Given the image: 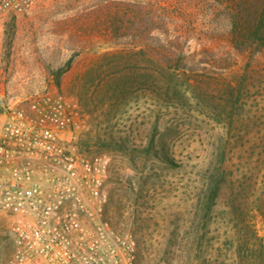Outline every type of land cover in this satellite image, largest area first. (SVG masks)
Returning a JSON list of instances; mask_svg holds the SVG:
<instances>
[{"label":"rangeland","instance_id":"1","mask_svg":"<svg viewBox=\"0 0 264 264\" xmlns=\"http://www.w3.org/2000/svg\"><path fill=\"white\" fill-rule=\"evenodd\" d=\"M256 12L264 0H37L27 14L2 16L0 105L41 88L61 91L82 115L69 137L74 151L106 162L93 186L43 161L35 198L60 200V214L73 215L90 237L107 230L133 241L131 264H180L203 175L220 166L226 179L207 257L238 261L222 244L234 236L232 200L244 187L246 217L264 198V47L236 33ZM169 74L178 75L180 92L165 93ZM13 210L0 213V261L13 251ZM254 223L264 238V218Z\"/></svg>","mask_w":264,"mask_h":264},{"label":"built area","instance_id":"2","mask_svg":"<svg viewBox=\"0 0 264 264\" xmlns=\"http://www.w3.org/2000/svg\"><path fill=\"white\" fill-rule=\"evenodd\" d=\"M36 1L0 0V18L27 14ZM1 107L5 120L0 126V164L9 163L12 168L10 181L0 184V213L28 207L33 217L12 224L13 251L0 264H121L118 248L127 253L130 263L133 241L114 238L107 230L97 238L90 237L79 229L73 215L60 214V200L41 204L35 198L40 187L32 184L26 188L34 160L61 169L69 179L101 184L106 162L91 163L74 151L69 140L82 125L77 102L57 89L41 88L14 98L11 107L7 102ZM104 239L110 243L105 244Z\"/></svg>","mask_w":264,"mask_h":264},{"label":"trees","instance_id":"3","mask_svg":"<svg viewBox=\"0 0 264 264\" xmlns=\"http://www.w3.org/2000/svg\"><path fill=\"white\" fill-rule=\"evenodd\" d=\"M243 31L248 37L252 38L257 47H264V12H256L252 20L246 26H240L236 28V33ZM251 45V46H252ZM245 48L247 45H243ZM242 45L235 43V47L242 48ZM124 70H120L123 73ZM124 77L126 74H123ZM162 84L165 87V93H178L180 89L177 87V83L180 81L178 75L169 74L167 77H163ZM126 84V83H123ZM125 85L122 86V88ZM232 86L227 85V98H225V109L228 106V96L232 95ZM228 115V114H227ZM220 145L217 150L219 152ZM222 153V152H221ZM170 164L171 159H166ZM226 175L220 166L210 165L202 178V187L197 204L195 205V213L190 220L186 230V235L183 238L184 241L180 243L178 249V255L180 256V264H209L211 259L208 255V245L211 241L207 239V235L210 231V224L213 218V209L216 204V198L218 196L221 184L225 182ZM245 192V188L242 187L235 198L232 200L230 207L229 223L232 224L231 228L234 232V236L229 240L222 243L229 248L234 249V253L237 254L238 261L232 259L229 264H264V238L258 234L256 229L254 218H264V198H261L258 202L254 201V205L247 210L248 215L245 217L243 208L248 204L247 200L243 198L242 194ZM246 201H245V200ZM246 210V208H245ZM221 246H218L220 250Z\"/></svg>","mask_w":264,"mask_h":264},{"label":"crops","instance_id":"4","mask_svg":"<svg viewBox=\"0 0 264 264\" xmlns=\"http://www.w3.org/2000/svg\"><path fill=\"white\" fill-rule=\"evenodd\" d=\"M1 97H3V95H0ZM7 105L9 107L12 106V104H14V99L13 98H7L6 100ZM5 120V113L3 108L0 105V126L1 124L4 122ZM43 160L39 161V160H34V172L36 173V175L33 176L32 181L29 183V185L32 184H41L40 180H42V176L40 177V173L43 175L45 171H47V168L45 166H43ZM42 163V164H40ZM11 168L12 165L11 164H7V163H1L0 164V184H5L7 182L10 181L11 179ZM37 170V171H36ZM14 210V216H17L19 219H31L33 217V214L31 212V210L26 207V208H19V207H15L13 208Z\"/></svg>","mask_w":264,"mask_h":264}]
</instances>
